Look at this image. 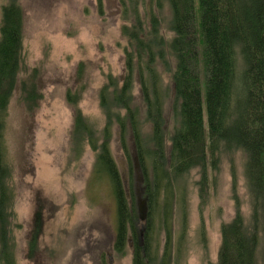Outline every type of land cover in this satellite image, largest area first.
<instances>
[{"label":"trees","instance_id":"trees-1","mask_svg":"<svg viewBox=\"0 0 264 264\" xmlns=\"http://www.w3.org/2000/svg\"><path fill=\"white\" fill-rule=\"evenodd\" d=\"M97 1L101 4V0ZM167 1L173 32L167 48L173 59L166 55L157 17H150L147 36L141 17L134 11V22L121 29L130 44L124 55L125 76L120 82L108 75V81L99 90L100 107L108 118L104 139L97 144L92 125L77 112L73 143L80 148L87 142L97 150L94 171L109 179L116 202L113 248L123 252L131 237L132 264H176L187 221L190 170L201 171L196 185L202 198L208 165L217 167L221 148L244 151L250 218L246 223L234 193L233 172L235 211L230 221L220 226L218 264H264V0ZM121 2L124 10L127 2L135 5L134 0ZM0 23V264H15L9 219L13 192L6 183L10 174L2 137L7 105L22 63L20 5L7 1L1 8ZM157 61L171 73L173 82L175 124L168 138L164 132L163 104L169 92L161 81ZM135 77L146 120L151 124L147 144L141 141L137 128L140 108L132 94ZM77 93L69 89L68 101H76ZM20 95L27 105L30 102L28 107L36 105L40 97L36 71L22 79ZM121 110L123 114H119ZM113 120L122 143H126L128 128L134 139L136 160L130 153L132 177L129 176L127 187L108 145ZM135 165L140 170L139 192L131 188V179L133 184L136 181ZM134 196L136 207L130 204ZM141 203L143 218L137 208ZM177 211L182 217L175 227ZM156 232L158 240L154 243Z\"/></svg>","mask_w":264,"mask_h":264},{"label":"rangeland","instance_id":"rangeland-1","mask_svg":"<svg viewBox=\"0 0 264 264\" xmlns=\"http://www.w3.org/2000/svg\"><path fill=\"white\" fill-rule=\"evenodd\" d=\"M10 0H0L1 8ZM23 13L22 63L15 89L7 105L2 142L12 190L10 235L15 264H132L131 237L123 252L113 248L116 227V202L110 181L95 170L97 150L87 142L78 148L73 143L75 115L79 112L93 127L97 144L104 139L106 115L100 107L99 90L108 75L119 80L125 76L124 55L130 44L122 27L141 17L144 34L151 28L150 17L159 22L168 58L172 40L171 10L167 0H13ZM197 0H195L196 2ZM1 24V23H0ZM146 36V37H147ZM169 96L163 104L165 138L175 124L171 73L156 62ZM36 71V105L28 107L21 99L20 82ZM119 82V83H120ZM77 91L69 102L67 92ZM132 94L139 105L137 128L141 141L151 139V124L146 120L137 77ZM204 97V91H203ZM124 110L119 111L123 114ZM113 119V118H112ZM109 125L108 145L117 168L127 183L130 153L136 160L132 131L127 129L126 143L115 124ZM207 133V117L204 111ZM168 141V139H166ZM216 168L208 165L205 194L199 197L201 171L190 170L187 183V221L176 264H218L220 226L233 217L235 192L246 223L251 200L246 186L244 151L221 148ZM137 166V165H136ZM140 191V170L134 169ZM129 186V185H128ZM134 200L130 204L136 207ZM139 206H137L138 208ZM139 209V208H138ZM182 213L177 211L178 226ZM158 232L152 238L156 243ZM34 243V244H32ZM159 251H162L160 247Z\"/></svg>","mask_w":264,"mask_h":264},{"label":"water","instance_id":"water-1","mask_svg":"<svg viewBox=\"0 0 264 264\" xmlns=\"http://www.w3.org/2000/svg\"><path fill=\"white\" fill-rule=\"evenodd\" d=\"M135 167H137V166L135 165ZM139 208H140V212H141V218H143L142 215H143L144 210L142 209V203L140 204Z\"/></svg>","mask_w":264,"mask_h":264}]
</instances>
